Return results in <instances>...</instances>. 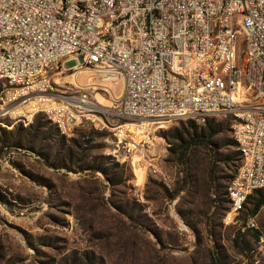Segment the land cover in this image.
<instances>
[{
    "label": "built area",
    "instance_id": "1",
    "mask_svg": "<svg viewBox=\"0 0 264 264\" xmlns=\"http://www.w3.org/2000/svg\"><path fill=\"white\" fill-rule=\"evenodd\" d=\"M65 58L77 60L68 71ZM83 68L120 80L121 92L103 103L92 92L104 85L76 76L60 88L56 75ZM21 105L65 135L95 117L130 155L154 143L132 136L123 118L204 124L229 116L239 151L224 188L233 220L264 187V0H0V113ZM154 157L147 164L158 174ZM259 225L257 211L241 229Z\"/></svg>",
    "mask_w": 264,
    "mask_h": 264
},
{
    "label": "rangeland",
    "instance_id": "2",
    "mask_svg": "<svg viewBox=\"0 0 264 264\" xmlns=\"http://www.w3.org/2000/svg\"><path fill=\"white\" fill-rule=\"evenodd\" d=\"M76 62L63 59L61 70ZM56 77L61 89L74 77L104 85L92 95L106 104L102 97L122 87L84 68ZM30 111L0 113V264H212V253L224 264H264V204L258 240L238 236L252 201L227 222L223 192L238 165L229 116L210 117L214 135L204 124L123 118L132 136L145 133L154 143L130 155L95 117L65 135L45 113ZM182 125L203 143L180 159L166 132ZM9 135L19 147L4 145ZM152 155L161 173L150 170Z\"/></svg>",
    "mask_w": 264,
    "mask_h": 264
},
{
    "label": "trees",
    "instance_id": "3",
    "mask_svg": "<svg viewBox=\"0 0 264 264\" xmlns=\"http://www.w3.org/2000/svg\"><path fill=\"white\" fill-rule=\"evenodd\" d=\"M209 119L210 118H208L206 120L204 125H205V128L208 131V133L210 135H214L217 131H219V129H214L212 127L211 123L209 122ZM179 122L187 123V125L192 127V128H195L196 125H198L197 123H195L192 120L179 121ZM10 133H12V132H9V134ZM166 134H169V136L176 141L175 143H176V147H178V157L180 159H182L185 156L186 152L188 151V149L191 146L203 143L202 136H200L198 139L193 138L192 137L193 134H188L187 128L183 125L181 127L180 126H173L172 128H170L166 132ZM187 135H189L190 137L186 138L185 136H187ZM233 141H234V139H233ZM3 143H4V145L19 147L18 143L12 140V135H9V138H7V140H4ZM233 143L235 144V147H236L235 141ZM236 150H237V148H236ZM237 152H238V164H239V151L237 150ZM223 193L225 194V189H224ZM225 199H226V197H225ZM248 201H252V203H253V206L250 210L251 214H254L257 211H259L260 207L264 204V187L261 189L254 190L251 194H249V196L247 197L246 203ZM0 202H4V200L2 198H0ZM246 203L244 204V207H245ZM259 224H260L259 228H257V229H245V230L240 229L238 231V236H240V235L242 236L244 232H249L254 236L255 239L258 240L262 235L261 229H260L261 223L259 222ZM211 262H212V264H224L222 259L215 253H212V255H211Z\"/></svg>",
    "mask_w": 264,
    "mask_h": 264
},
{
    "label": "bare ground",
    "instance_id": "4",
    "mask_svg": "<svg viewBox=\"0 0 264 264\" xmlns=\"http://www.w3.org/2000/svg\"><path fill=\"white\" fill-rule=\"evenodd\" d=\"M155 122V121H154Z\"/></svg>",
    "mask_w": 264,
    "mask_h": 264
}]
</instances>
